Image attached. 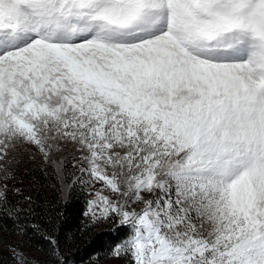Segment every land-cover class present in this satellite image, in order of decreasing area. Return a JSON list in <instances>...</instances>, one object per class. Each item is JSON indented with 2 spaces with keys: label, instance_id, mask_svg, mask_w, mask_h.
Listing matches in <instances>:
<instances>
[{
  "label": "snow or ice",
  "instance_id": "1",
  "mask_svg": "<svg viewBox=\"0 0 264 264\" xmlns=\"http://www.w3.org/2000/svg\"><path fill=\"white\" fill-rule=\"evenodd\" d=\"M37 158L124 231L90 264H264V0H0V227L11 264H67L9 197Z\"/></svg>",
  "mask_w": 264,
  "mask_h": 264
},
{
  "label": "trees",
  "instance_id": "2",
  "mask_svg": "<svg viewBox=\"0 0 264 264\" xmlns=\"http://www.w3.org/2000/svg\"><path fill=\"white\" fill-rule=\"evenodd\" d=\"M43 166L31 164L25 161L19 166L17 172L18 181L15 186L22 189L19 196L13 197L9 194L10 200H20L22 197L29 196L43 209H51V214L58 217L57 225L60 229V246L64 251L67 264H80L94 257L98 245L91 243L93 238L106 242L110 245L125 233L123 230H112V226L105 224L102 228H95L91 231H83L86 225L83 221V212L86 206L84 194L77 187L69 188L65 201L61 202L58 197V187L51 167L47 168L48 175L42 171ZM24 174L26 176L24 177ZM33 176V177H32ZM30 179V180H29ZM65 181H68L65 178ZM52 188L49 192L46 188ZM24 193V194H22ZM40 209H37L39 211ZM23 215V213H21ZM103 229V231H102ZM95 230V231H94ZM11 234L15 242L20 238L11 232L10 222L4 220L0 227V264H11V257L5 244V236ZM99 234V235H98ZM36 242L43 245L45 242L36 237ZM29 246L25 244L27 249ZM35 252L34 249H32ZM38 255V253H36ZM104 259V258H103ZM102 259V260H103Z\"/></svg>",
  "mask_w": 264,
  "mask_h": 264
},
{
  "label": "rangeland",
  "instance_id": "3",
  "mask_svg": "<svg viewBox=\"0 0 264 264\" xmlns=\"http://www.w3.org/2000/svg\"><path fill=\"white\" fill-rule=\"evenodd\" d=\"M29 162L31 164H38L39 166H43L42 161L39 158H37V160H35V161H29ZM51 168L53 169L52 171L54 173L55 180L57 182L58 197H59L60 201L63 202V201H65V199L67 197L68 190L70 188V182L69 181H65V177H64L63 171L59 170L58 166L53 165V166H51ZM68 170L72 171L70 165L68 166ZM25 176H26V174H24V177ZM76 187L78 188V190L82 191V193L84 194V201L86 202V206L84 208V212H85L87 210V201L89 200L90 197H89V195L87 193V190H85V189H83V188H81L79 186H76ZM46 190L51 192L52 188L48 187V188H46ZM22 194H24V193H22ZM84 212L82 214L83 221H84V225H87L88 224V219H87V217H85ZM7 235L8 236L4 237L6 246H8L9 244H12V243L15 242V238H14L13 235H11L10 233L7 234ZM33 254H36V253L33 252ZM91 259L92 258H90L89 260H87V261H85L83 263H80V264H90ZM101 264H126V262L124 260H122V259H114V258H111V257H107V258H104L102 260Z\"/></svg>",
  "mask_w": 264,
  "mask_h": 264
}]
</instances>
